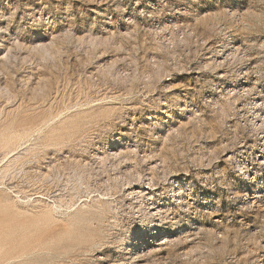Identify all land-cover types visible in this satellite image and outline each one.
Instances as JSON below:
<instances>
[{
	"label": "rangeland",
	"instance_id": "rangeland-1",
	"mask_svg": "<svg viewBox=\"0 0 264 264\" xmlns=\"http://www.w3.org/2000/svg\"><path fill=\"white\" fill-rule=\"evenodd\" d=\"M247 5L0 0V264H264Z\"/></svg>",
	"mask_w": 264,
	"mask_h": 264
},
{
	"label": "snow or ice",
	"instance_id": "snow-or-ice-1",
	"mask_svg": "<svg viewBox=\"0 0 264 264\" xmlns=\"http://www.w3.org/2000/svg\"><path fill=\"white\" fill-rule=\"evenodd\" d=\"M220 3L226 5V15L237 16V13L230 11V9L233 7H243L245 9V12L241 13V15H254V13L250 9H248L247 0H243V3L241 4L235 2L229 3V0H220ZM237 18H239V16H237Z\"/></svg>",
	"mask_w": 264,
	"mask_h": 264
},
{
	"label": "bare ground",
	"instance_id": "bare-ground-1",
	"mask_svg": "<svg viewBox=\"0 0 264 264\" xmlns=\"http://www.w3.org/2000/svg\"><path fill=\"white\" fill-rule=\"evenodd\" d=\"M141 192H145L144 194H147V195H151L152 196V192H151V190H150L149 187H146V188L142 189ZM151 213L152 214H155V216L156 215H159L160 216V219H162V220L166 218V217H162L161 216L162 213H163V210H162V208L160 206H154V207H152ZM162 242L164 243L165 241L163 240Z\"/></svg>",
	"mask_w": 264,
	"mask_h": 264
}]
</instances>
